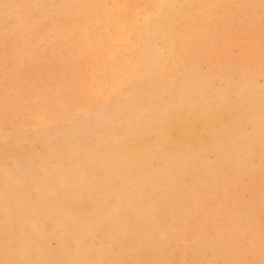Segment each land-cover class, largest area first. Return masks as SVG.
I'll return each instance as SVG.
<instances>
[{"label":"rangeland","instance_id":"obj_1","mask_svg":"<svg viewBox=\"0 0 264 264\" xmlns=\"http://www.w3.org/2000/svg\"><path fill=\"white\" fill-rule=\"evenodd\" d=\"M159 3L240 7L225 9L221 22L210 15L209 9L173 7L158 17L157 10L142 7ZM4 4L49 6L37 10L48 21L42 35L11 37L20 41L25 55L33 57L32 75L23 89L16 86L13 66L5 72L3 18L6 14L21 16L28 10L5 9ZM70 5L77 7H65ZM260 15V0H0V259L5 256L6 220L9 224L14 221L28 235L33 259L85 258L78 242L86 237L92 222L82 210L81 198L90 194L89 185L98 182L82 167H76L82 159H87L90 169L106 166L105 174L113 178L122 169L135 172L122 185L124 211L117 228L121 234L137 238L147 250L144 258H169L161 250L168 246L160 241L162 234L187 233L192 238L201 232L210 214L226 218L232 208L251 213L258 244L260 113L264 95ZM64 17L76 18L79 23L65 26L52 19ZM248 18L254 21L250 63L248 46L231 29L233 19ZM122 32L126 43L116 44ZM193 39L199 41L198 47L191 45ZM234 49L241 52L238 64L233 63L237 59ZM174 84L177 93L182 86L184 90L196 88L212 95L215 110H223L229 124H219L203 112L199 133L208 142L200 146L198 155H186L183 162L162 171L154 157L156 144L148 122L162 111L160 97ZM32 109L45 114L44 125H21L25 110ZM249 121L255 124L254 137L245 132ZM13 129L15 133L9 135ZM179 136L183 139L184 133ZM6 160L18 165V173H25V191L33 193L34 199L28 201L24 191L16 190L15 175H6ZM58 160H71L73 167L70 171L55 169ZM34 169L48 170L47 185L35 177ZM249 173L255 186L251 204L237 192L241 177ZM186 177H191L190 182H184ZM79 179L84 181L85 190L68 193L65 185ZM113 202L119 204L117 199ZM218 203L225 204L223 211L215 207ZM12 209H16L15 215ZM173 246L184 247L179 242ZM193 247L198 248V243L190 246L187 254L178 252L173 258H206ZM240 258L259 262L258 248L254 254Z\"/></svg>","mask_w":264,"mask_h":264},{"label":"snow or ice","instance_id":"obj_2","mask_svg":"<svg viewBox=\"0 0 264 264\" xmlns=\"http://www.w3.org/2000/svg\"><path fill=\"white\" fill-rule=\"evenodd\" d=\"M5 9L16 7L27 9L28 11L21 16L5 15V38H4V64L5 72L9 70V66L15 68L17 78L16 86L23 89L29 83L32 75L33 57L25 55L20 49V41L13 40L11 37L18 36L24 39L28 37L35 38L42 35L48 28V21L40 14L38 9L47 8L48 5L25 4V5H9L4 4ZM55 7V6H52ZM65 7H77L74 5ZM127 7V6H117ZM146 9L157 10L158 17L163 15L164 11L169 8H198L209 9L210 15L218 22L224 19V10L230 7H240V5H171V4H150L142 6ZM260 66L262 73V93H264V0H260ZM53 22L61 23L65 26L79 23L76 18L64 17L59 21L52 18ZM198 22H203L200 17L195 18ZM86 31V27L81 25ZM231 29L237 34L242 44H246L249 49V63L251 62V45L254 40V21L248 18L243 21L232 20ZM193 47L199 46V41L193 39L191 41ZM241 52L233 50V56L237 57L233 63L239 62L238 57ZM177 85L167 89L160 97L162 111L151 117L149 120V129L156 144L155 158L159 160L162 170H169L173 164L183 162L186 155L195 156L199 154L201 145L206 144L207 138L199 133V121L202 113L207 111L211 120L228 126L229 121L223 115V111L215 110L213 96L202 92L196 88L184 90L180 87L177 93ZM36 125H44L46 123L45 114L39 109L25 110V115L21 117V125L31 127L32 123ZM183 132L184 138L180 139L179 134ZM245 132L248 137L255 136V124L249 121ZM15 129L9 135H13ZM7 139V137H6ZM260 144H261V163H260V225L257 244V233L254 227V218L251 213H245L238 208H232L225 216L218 214H210L206 225L199 234L190 238L187 233L183 235L169 236L162 234L160 241L166 242L167 247L161 248L169 258H144L147 250L138 242L137 238L127 233L121 234L117 228V223L124 211V197L122 193V185L135 172L131 169H122L121 173L113 178L105 174L104 165L99 168H89L87 159H82L76 163V167H82L86 175H90L94 183L88 186V196L81 198V207L86 216L92 222V226L86 237L78 242V247L83 250L85 258L74 259L70 261H43L31 258L29 248V237L18 227L13 221L11 224L6 220L3 235L4 253L0 264H264V95H262V107L260 113ZM7 151V149H6ZM211 159V154H208ZM112 162L110 161L108 166ZM248 164L251 167L253 161L251 155L248 157ZM73 162L58 160L54 168L70 171ZM34 175L46 185L50 180V173L47 169H34ZM5 172L13 174L16 177V190L25 192V199L30 201L34 199V194L25 191V173H18V165L12 160H6ZM191 177L185 178V183L190 182ZM68 193L82 192L85 190L83 180L75 183H67L65 185ZM238 194H242L249 204L255 199V186L252 181L251 174L242 176L237 184ZM91 193H96L95 196ZM114 199L119 204H114ZM6 203L9 200V192L6 185L5 192ZM218 211H223L224 203H218L215 206ZM13 215L16 209H12ZM127 219L131 220V215H127ZM195 219V218H194ZM177 242L183 243L184 247H175ZM199 245L198 248L193 247V251L204 255L206 258H173L176 253L184 252L187 254L190 246ZM259 251V262L245 257ZM127 253V255H126Z\"/></svg>","mask_w":264,"mask_h":264},{"label":"bare ground","instance_id":"obj_3","mask_svg":"<svg viewBox=\"0 0 264 264\" xmlns=\"http://www.w3.org/2000/svg\"><path fill=\"white\" fill-rule=\"evenodd\" d=\"M169 1V0H168ZM216 1V0H215ZM137 2V1H136ZM182 2V1H181ZM198 2V1H197ZM206 2V1H205ZM191 3V2H190ZM200 3V2H199ZM139 4H140V2H139ZM197 4V3H196ZM202 4V3H201ZM122 5V4H121ZM131 5V4H130ZM130 7V6H129ZM117 8V7H116ZM122 8V7H121ZM130 9V8H129ZM192 9V8H191ZM117 10V9H116ZM198 10V9H197ZM155 11V10H154ZM122 12V11H121ZM140 12V11H139ZM154 13V12H153ZM190 13V12H189ZM127 14V13H126ZM129 14V13H128ZM177 14V13H176ZM202 14V13H201ZM151 15V14H150ZM127 16V15H126ZM157 16V15H156ZM197 16V15H196ZM144 17V16H143ZM175 18V17H174ZM188 19H190V18H188ZM151 20V19H150ZM176 20V19H175ZM143 22H145V20L143 21ZM186 22H187V20H186ZM189 22V21H188ZM181 24V23H180ZM123 25V24H122ZM125 25V24H124ZM127 26V25H126ZM177 26V25H176ZM97 28V27H96ZM134 28V27H133ZM133 28H132V30H133ZM174 28H176V27H174ZM120 30V29H119ZM128 31V30H127ZM83 32V31H82ZM130 32V31H129ZM157 34V33H156ZM155 36V35H154ZM179 36V35H178ZM150 37V36H149ZM188 37V36H187ZM190 37V36H189ZM154 38V37H153ZM149 39V38H148ZM125 40H126V34H125V32H122L120 35H119V37H118V39H117V43L116 44H119V45H123L124 43H126L125 42ZM137 40V39H136ZM153 40V39H152ZM165 40V39H164ZM172 40V39H171ZM166 41V40H165ZM170 41V40H169ZM174 41H175V39H174ZM172 44V43H171ZM113 45V44H112ZM176 48V47H175ZM126 49V48H125ZM118 50H119V48H118ZM127 50V49H126ZM125 50V51H126ZM144 50V49H143ZM128 51H129V49H128ZM124 52V51H123ZM163 52V51H162ZM112 53V52H111ZM110 53V54H111ZM127 53V52H126ZM142 55V54H141ZM109 56V55H108ZM212 56V55H211ZM176 57V56H175ZM178 57V56H177ZM110 58V57H109ZM107 60H108V57L106 58ZM165 59V58H164ZM179 59V58H178ZM98 60V59H97ZM214 60V59H213ZM181 62V64H183L184 65V62H182V61H180ZM210 62V61H209ZM129 63H130V61H129ZM127 64V63H126ZM131 64V63H130ZM180 64V63H179ZM129 65V64H128ZM52 67H53V65H52ZM133 68V67H132ZM166 69V68H165ZM112 71V70H111ZM114 71V70H113ZM120 71H122V70H120ZM119 71V72H120ZM153 71H154V69H153ZM173 71V70H172ZM124 71H122V73H123ZM174 72V71H173ZM66 73V72H65ZM112 73V72H111ZM67 74V73H66ZM124 74V73H123ZM68 75V74H67ZM126 75V74H125ZM124 75V76H125ZM120 76V75H119ZM121 76H123V75H121ZM123 76V77H124ZM102 78V77H101ZM165 80V79H164ZM42 81V80H41ZM108 81V80H107ZM115 81H117L116 79H115ZM119 83V82H118ZM117 84V83H116ZM214 85V84H213ZM118 87H119V85H117ZM118 87H117V89H118ZM99 88V87H98ZM114 89V88H113ZM109 90V89H108ZM98 91H100V90H98ZM117 91V90H116ZM93 92V91H92ZM94 92H96V90L94 91ZM113 92H115V91H113ZM112 92V93H113ZM98 93V92H97ZM100 94V93H99ZM228 94V93H227ZM108 95V94H107ZM95 97V96H94ZM107 97V96H106ZM105 98V97H104ZM108 98V97H107ZM106 100V99H105ZM92 102V101H91ZM90 103V102H89ZM233 103H234V101H233ZM88 105V104H87ZM91 105V104H90ZM76 109V108H75ZM80 109H82V108H80ZM225 109V108H224ZM76 111V110H75ZM223 111V110H222ZM75 113V112H74ZM207 115V114H206ZM249 115V114H248ZM209 117V116H208ZM206 122V121H205ZM232 134V133H231ZM184 137V136H183ZM214 137V136H213ZM211 142V141H210ZM216 144V143H215ZM218 144H220V142L218 143ZM242 144V143H241ZM207 146V145H206ZM148 149V148H147ZM146 149V150H147ZM152 151V150H151ZM153 152H155V151H153ZM257 152V151H256ZM149 153V152H148ZM152 153V152H151ZM203 154V153H202ZM217 154V153H216ZM227 154V153H226ZM151 155H153V154H151ZM155 155V154H154ZM148 156H150V155H148ZM200 156V155H199ZM152 157V156H151ZM155 157V156H154ZM219 157V156H218ZM148 158V157H147ZM194 158V157H193ZM220 158V157H219ZM136 159V158H135ZM150 159V158H149ZM187 159V158H186ZM195 159V158H194ZM197 159V158H196ZM155 160V159H154ZM157 160V159H156ZM148 161H150V160H148ZM153 161V160H152ZM151 162V161H150ZM147 163V162H146ZM146 163H145V165H146ZM149 163V162H148ZM147 163V164H148ZM160 165V164H159ZM182 166V165H181ZM181 166H179V167H181ZM183 167V166H182ZM156 168V167H155ZM160 168V167H159ZM175 168V167H174ZM186 168V167H185ZM187 170H189V169H187ZM163 171V170H162ZM169 171V170H168ZM145 172V171H144ZM150 172V171H149ZM187 172V171H186ZM84 173V172H83ZM188 174V173H187ZM73 175H75V174H73ZM141 175V174H140ZM148 175V174H147ZM142 176V175H141ZM80 180V179H79ZM143 180V179H142ZM146 180V179H145ZM149 181V180H148ZM150 182V181H149ZM151 184V183H150ZM149 187V186H148ZM72 195V194H71ZM145 203V202H144ZM256 229V228H255Z\"/></svg>","mask_w":264,"mask_h":264}]
</instances>
